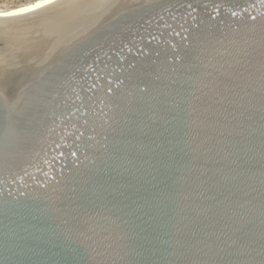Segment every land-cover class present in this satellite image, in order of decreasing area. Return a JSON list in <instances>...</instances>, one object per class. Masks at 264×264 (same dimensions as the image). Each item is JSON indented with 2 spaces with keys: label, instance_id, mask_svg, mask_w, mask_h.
Instances as JSON below:
<instances>
[{
  "label": "water",
  "instance_id": "1",
  "mask_svg": "<svg viewBox=\"0 0 264 264\" xmlns=\"http://www.w3.org/2000/svg\"><path fill=\"white\" fill-rule=\"evenodd\" d=\"M0 264H264V0L0 19Z\"/></svg>",
  "mask_w": 264,
  "mask_h": 264
},
{
  "label": "bare ground",
  "instance_id": "2",
  "mask_svg": "<svg viewBox=\"0 0 264 264\" xmlns=\"http://www.w3.org/2000/svg\"><path fill=\"white\" fill-rule=\"evenodd\" d=\"M57 0H44L38 3H35L29 7L8 11V12H0V19H14L26 14H29L37 9H40L48 4H51Z\"/></svg>",
  "mask_w": 264,
  "mask_h": 264
},
{
  "label": "rangeland",
  "instance_id": "3",
  "mask_svg": "<svg viewBox=\"0 0 264 264\" xmlns=\"http://www.w3.org/2000/svg\"><path fill=\"white\" fill-rule=\"evenodd\" d=\"M31 1H33V0H0V12H8V11L17 10L16 7L18 5H23L24 3H28V4L23 5V7H20L18 9L29 7L35 3H38V2H41L44 0H39V1H36L35 3L29 5V3Z\"/></svg>",
  "mask_w": 264,
  "mask_h": 264
},
{
  "label": "trees",
  "instance_id": "4",
  "mask_svg": "<svg viewBox=\"0 0 264 264\" xmlns=\"http://www.w3.org/2000/svg\"><path fill=\"white\" fill-rule=\"evenodd\" d=\"M36 1H39V0H33V1H31V2L29 3V5L35 3ZM26 4H28V3H24L23 5H26ZM23 5H18V6L16 7V9H18V8H20V7H23Z\"/></svg>",
  "mask_w": 264,
  "mask_h": 264
}]
</instances>
